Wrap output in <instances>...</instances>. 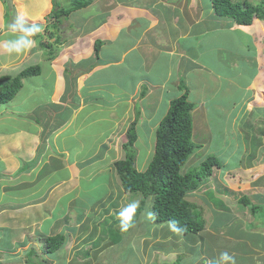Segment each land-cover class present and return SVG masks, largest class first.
I'll use <instances>...</instances> for the list:
<instances>
[{
    "label": "crops",
    "instance_id": "crops-1",
    "mask_svg": "<svg viewBox=\"0 0 264 264\" xmlns=\"http://www.w3.org/2000/svg\"><path fill=\"white\" fill-rule=\"evenodd\" d=\"M94 1L96 4L101 5L102 12H99V14L103 18H100L96 22L95 14L89 13L88 17L84 18L81 16V11L76 13L74 21L76 24L73 30L68 31V24L60 25L51 16V11L54 8L53 0H10L12 4L10 2L7 4L6 0H0V40L7 37V25L11 23L17 14L25 15L29 23L42 24L46 28L45 33L47 28L51 26V32L48 33L60 36V38L58 37V40L61 39V43H58L59 48H57L55 55L50 58L46 65L53 74V78H57L59 82L58 86H56L58 89L55 91L57 95L55 96L52 90L50 99L55 105H61L59 107L64 109L66 114H63L65 116L64 119H60L56 114L47 119H58V122L63 120L57 130L63 132L64 130L71 129L73 131L70 133L72 137L77 138L78 133H86L87 130V134L84 137L85 141L77 139V144L79 145L80 156L82 157L81 164L86 163L85 169L83 168L82 170H86V165H88L93 169L92 173L93 171H97L96 174L92 175V173L88 172V169L86 170L88 172L87 176L91 175V178L104 172L101 171L102 166L97 167L98 164L100 165L104 161L102 158L96 160L97 154L104 155L107 153L109 141L115 135L126 130L125 124L127 123V119L132 118V114L130 112L128 114L125 113L123 114L124 119H118L114 113L110 112L108 115L112 119H117L118 129L114 130L116 131L115 133L109 135H107L108 132H105L103 127H99L98 125V127L95 126L94 128H90L86 124L83 126L82 123H86L85 121L92 124L97 123V119H100V117H96L95 108L90 104L91 101L89 100L90 102L87 101V103L82 98V88L88 90V94L96 92L105 97L109 82L116 83V81L110 79L114 76L113 73L115 71L114 68L111 70V65L123 66V64L134 60L131 66H126L121 71L124 72L126 70L123 73L125 76L128 75L129 71H138L137 75L140 76V80L134 86L133 91L136 95L140 85H148L149 94L141 100V103H146L150 109L156 105L152 101L156 100L158 103H160V99L166 101L167 98L165 96L174 93L176 84H170L171 79H173L172 68L175 70L178 78H184L186 83L194 87V79H199L201 76L205 81H211L210 77H212L213 85H215V81L220 79L219 64L223 62L237 66L236 61L230 58V55H227L226 58L225 56L219 57V50L221 53L223 52L219 47L207 50V55L204 50L202 51L201 47L193 42L196 39L202 38L207 33L208 27L212 31H224V33L238 31L239 34H252L251 30L240 32L239 28L230 19L215 18L208 0H205L203 6L201 0ZM9 4L14 10L8 14L5 9L9 7ZM204 7L205 10H202ZM212 14L214 17L211 18ZM222 24L224 26H221ZM255 26L257 27L258 25ZM248 27H254V25L252 24ZM263 27L261 26V28ZM148 35L149 39H147ZM97 40L103 42L101 53L104 56V64L84 72L80 76H75L76 66L92 56L94 43ZM179 44H181L182 48L179 47ZM249 44L247 49L251 47L249 54L252 56L249 59V68L251 69L248 70L250 81L247 84H241L240 88L245 90L241 92L243 93L241 98L245 99L246 111L248 114H251L253 109H264V72H262L264 49L258 47V45H262L260 43L257 44V42H250ZM196 47L195 54L197 57L201 60L204 57L205 59L210 57L213 59V62H205L204 64L203 61L202 64L205 70L198 73L195 72V64H192L187 72L179 64L186 63L189 65V63H193L191 51ZM236 51L240 55H247L244 51ZM213 57H217L218 62ZM37 61L41 62L38 52L33 48L28 54L21 57L10 56L5 60L0 59V67H4L1 71L7 70L8 73L11 69H21L37 63ZM176 66L178 73L176 72ZM101 69H106V73L95 77L94 72ZM68 71H71V73H68ZM107 74L108 79H104ZM100 79H104L103 83H106H93V80ZM204 87L208 88L205 84ZM222 88L228 91V89L232 88V85L225 84ZM157 89L159 90L156 91ZM213 89L216 91L209 95V100H205L203 97L200 98L199 104L202 103L201 106L199 105L200 108L203 109L206 104L219 107V88L213 87ZM67 90H69V96L65 100L64 96H67ZM155 91L156 93L158 92V95L152 97ZM59 92L61 95H58ZM160 92L164 96L160 95ZM127 93L129 97L131 93ZM57 96L58 99L54 101V98ZM117 98L120 97H115L114 99ZM114 99L109 101H113ZM109 101H105L104 105L100 104L99 108L106 110L104 106L107 107V105H109L110 109L114 108V104H106ZM134 103L135 100L133 99ZM44 107H47V104ZM17 111L21 110H15L14 103L0 106V113L7 112L8 118L10 117L9 115L16 116L17 114H21ZM59 113L63 112L59 111ZM23 114L26 115L24 112ZM80 115H83V117L75 125V120ZM147 115V119H154L149 116V113ZM104 119L100 120V125L104 124ZM123 124L124 128H119ZM30 130L26 127L25 131L22 130L23 133H17L16 135L5 130L0 132V171L3 168L7 173H9L8 171H12L13 173L10 172L12 177L16 175L15 173L19 176L21 172L25 171V163L30 161L26 157L23 160L21 158L23 155L21 154L29 146L23 147L21 152L16 153L18 149L16 140L22 138V140H26V143H28L34 139L31 136V132H29ZM8 137H11L14 141L15 144L13 146L6 141ZM26 143L25 145H27ZM61 150L66 154L68 153L66 150ZM20 158L23 160V164ZM260 158V161L263 162V172L258 176L255 183L248 185L252 187L251 191H248V193H242L241 191L234 192L233 203L236 202L235 207L228 204L229 195L223 198L219 196V198L212 199L211 203H215L213 205L216 206L215 211H213L214 217L210 223L205 225L204 230L195 236L179 235L170 232L169 229H167L168 231H163V229H159L160 226L158 224L143 217L137 218L135 225L138 222L147 224L144 230L140 226L139 228H132L128 233H121L118 228L119 221L114 214L116 213L115 207L112 206V203L110 204V208L106 205L110 199H113L111 196L112 179H110V188L106 194L97 201L89 197V189L84 193H80L79 187L81 189L85 188L80 185L81 183L78 180L76 183L79 193L67 200L63 198L65 195L60 196L57 194L45 206L46 211L43 214L47 213L46 219L45 216L31 218L29 214L26 216V214L22 213L25 209H29V204H22L21 208L15 209L13 206L5 210H1L3 208H0V220H2L0 229H4L0 231V247L3 251L9 252V254L15 252L13 264H24L23 262L18 263V260L26 257L37 237L62 233L66 238L64 246L54 254L45 256L44 264H163L162 262H166V260H159L161 257L165 259L167 256L168 258L172 256L170 261L167 260L172 262V264H210L224 250H228L235 257L236 264H264V154ZM72 163H75V161H72ZM255 166L259 168L261 167V163ZM60 167L62 166L54 167L52 171H56ZM239 170H242V168ZM4 175L8 174L4 173ZM70 178L72 179V177ZM89 180L91 179L89 178ZM64 182H67L66 179L56 182L50 188L51 190L46 194L45 198L39 200L37 203L43 202L52 190ZM0 186L2 187L0 189V201L7 202L11 198L4 194L6 191L3 189L7 187L6 190H11L13 187H11L6 178L1 177V174ZM81 194L83 195L82 198L79 201H74ZM242 196H248L250 204L246 206L240 204L238 199ZM252 207L256 208V210L252 211ZM22 214H24L23 219H20L19 217ZM15 220L19 222L18 226L15 225ZM46 223L48 224V229L45 231L44 226H46ZM153 227L157 229L156 234L151 232V228ZM160 235L161 238L159 239ZM181 239L184 240L182 245L177 243ZM157 241H159V244H157ZM169 243L172 246H169ZM137 246L145 250L141 252L138 250L140 252L138 254L135 252ZM89 247H91L90 250L87 249ZM180 249H183L181 255L179 254ZM145 251L147 254L143 256V252ZM151 254H153L152 258ZM184 254H189L191 257L184 258L182 257Z\"/></svg>",
    "mask_w": 264,
    "mask_h": 264
},
{
    "label": "trees",
    "instance_id": "trees-1",
    "mask_svg": "<svg viewBox=\"0 0 264 264\" xmlns=\"http://www.w3.org/2000/svg\"><path fill=\"white\" fill-rule=\"evenodd\" d=\"M6 1L8 4L9 0ZM54 1L55 4H53V6L55 9H52L51 16L59 22L60 25L64 24L62 23V20L64 22L68 20L72 12L79 13L81 10L91 7L92 3V0H71L70 9H63L58 3V0H53V2ZM208 1L210 2L215 18L230 19L237 27H248L252 24L253 19L257 17L260 21L264 20V15L261 10L264 7V0H260L259 3L254 0ZM213 14L211 18L214 17ZM43 32L45 33V31ZM219 32L223 33V31ZM46 33L48 32L46 31ZM47 36L49 37V42L43 43L40 41L35 49L41 57V61L44 60L42 57L45 56V61L48 62L50 58L55 55L59 46L53 48L52 44H50V42H52L58 45V43L53 39L55 38L53 37V33H48ZM58 37L60 38V36L56 37L57 40ZM37 38H40V34L35 37V39ZM102 45L103 42L100 40H97L94 43V52L92 56L83 60L76 66L75 76H80L84 72L90 71L104 64V56L101 53ZM206 54L208 55V53ZM133 62L134 60H131L127 64H123V66L116 64L113 66L112 64L111 70L114 68L116 72L114 71V76L110 79L116 81L117 84L128 82V86L132 85L134 88L140 80V76L137 75L138 71H129L127 76L123 75L126 71L125 69L124 72L121 71L122 68L131 66ZM185 65L186 63L179 64L180 67H185L184 70L188 72L189 68ZM40 66L41 65L34 63L18 69L17 73H7L0 76V106L13 103L15 95L22 88V80L27 77L39 76L42 72ZM46 70L47 75L51 80L49 91L52 94L54 78L48 66H46ZM106 71V69L97 70L94 72V76H102V74L106 73ZM68 73H71V71H68ZM172 75L173 79H171L170 84H176L174 93L169 96L166 95V101L164 99H160V103L156 100L152 101L156 105L152 106L150 109L146 103H141V100L146 98L147 94H149L147 85H140L138 87L139 91L136 95L133 94L134 89L129 88L131 91L130 93L134 95L133 99L135 100V112L133 113L134 119L129 127H126V130L122 131L125 132L123 134L125 141L120 145L123 151V157L113 162L112 166L118 180L121 182V186L125 194L128 196H136L135 194H138L139 196L145 197V201H147L146 198L148 197L149 204H147V206L149 210L155 214V220L157 222H161L164 224L163 227L168 229L167 222L170 220H177L183 227V231L176 234L192 237L204 230L207 220L202 217V213L200 211L202 209L201 206L194 201H189L188 197H192V194H194L196 190H199V188H204L206 185L202 184L209 178L219 177L220 179V177L224 176L226 172L231 171V169L244 168V166H248L249 164L251 166V164L255 161L258 162L259 157L264 154V109H253L251 114H248L246 111V103H244L245 99L242 98H240L237 103H233L230 106H223L219 108L206 104V106L202 109L199 106L194 105L195 99L203 97L205 100H209L210 94H202L201 91L198 95H192L190 90L191 85L186 83L184 78H178L173 68ZM105 76L106 77H104V79H108V74ZM104 79L93 80V83H103ZM204 84L210 88V84L213 85L214 83L212 81H204ZM107 89V95L102 97L96 92H90L91 94H88V90L82 88V98L85 99L86 102L91 101L90 104L92 107L99 109L101 113V109L99 108L100 104L105 103V101L112 100L115 97H120V91L116 93L114 91L111 92L110 87ZM114 89L121 90L122 88ZM68 91L69 90H67L66 93L67 96H64L65 100L66 97L69 96ZM123 91L125 92V90ZM230 91L231 89H228L226 92ZM152 97L154 96L152 95ZM219 103L221 104L220 101ZM46 104L47 107H44ZM59 106L61 105H55L51 99H49L48 103L46 102L44 105L40 106L39 113L43 115L45 119L49 118L48 116H53L54 114H56L57 117H60V119H64L65 116L63 114H66V111ZM138 106L142 107V109L137 108ZM37 108L39 107L36 106L34 110ZM153 109H155V111L152 113ZM195 109L198 110L194 111ZM226 109L231 112V120L239 124L238 129H236L230 136L226 135L221 139L220 136L222 134L219 137H215L214 135L211 136L212 129L210 128L209 123H207V126L209 127V136H205L203 143H195L193 140L194 119H198V115L204 119H210L215 114L219 119V114H223ZM112 110L113 109L111 108V113H113ZM141 110L145 112L146 115L147 113H152V115L149 116L157 121V124H153L151 126V130L148 129L149 119L142 125H138ZM221 110H223L222 113ZM59 111L63 113H59ZM199 112L200 114H197ZM79 117L75 120V125H77L78 120L81 119L83 115H80ZM221 119H223V117ZM239 119H241L240 123ZM37 120H39V117L36 118V123H39ZM85 122L86 123H82L83 126H85V124L86 126H90V128L97 126V123L92 124L88 121ZM236 123L234 125H236ZM143 125H146V127L143 128ZM155 125L156 128L155 131H153V127ZM143 130L146 132L144 136L151 135V139L143 137V134H141ZM115 132L116 131H111V133ZM111 133H108L107 135ZM86 134L87 130L86 133H78L77 139H83L82 141H85L84 137ZM140 138L144 140L148 147L151 148L153 146L150 161L145 167L141 165V162L143 161L141 159L148 155L147 150L149 149H145L144 145L139 142ZM148 141H150V144H148ZM232 141H237V143L241 145V152H245L243 155H240L241 158L238 159V162L231 160L229 158L231 155L229 157L224 155V153L228 152L229 149H232L229 144L230 142L232 143ZM207 143H209L208 146ZM203 148H206L208 154H206V156L198 163L189 167L188 164L191 158L196 152L201 149L203 150ZM243 148H245V151H243ZM142 152L147 153V155L143 157ZM109 160L112 161V159H107V161ZM216 170L219 171V176L215 175L214 171ZM33 188L39 189V187ZM33 188L32 186H29L28 191H31ZM221 190L223 191L224 194H222L224 196L234 194L226 189L224 183H221L219 186V192ZM212 193L213 192L210 189L207 191V195L211 199L210 201L217 198V195H213ZM45 196L46 194H44L41 189L36 194H33V197H39V200L45 198ZM33 197L29 195L26 199L32 200ZM8 201L10 202L11 199H8ZM11 202H15V199H12ZM238 202L246 206L247 204H250V199L248 196H242L238 199ZM254 210H256V208L252 207V211ZM138 213L140 212L137 210L135 220L139 216ZM44 229L45 231L48 229L47 223L46 226H44ZM40 238L42 239L38 241L42 244V252H46L48 255H52L56 251L60 250L64 246L66 240L62 233L43 235L40 236ZM33 259L36 263L33 262ZM26 261L27 264L45 263L35 247H31L29 250L26 256Z\"/></svg>",
    "mask_w": 264,
    "mask_h": 264
},
{
    "label": "rangeland",
    "instance_id": "rangeland-1",
    "mask_svg": "<svg viewBox=\"0 0 264 264\" xmlns=\"http://www.w3.org/2000/svg\"><path fill=\"white\" fill-rule=\"evenodd\" d=\"M70 1L71 0H58V3L60 4L61 8L63 9H70ZM251 1V0H249ZM254 1H258V3L260 2V0H254ZM10 2V0H9ZM11 3V2H10ZM12 4V3H11ZM53 4H55V1L53 2ZM201 4L202 6L205 4V0H201ZM253 4V2H252ZM255 5V4H254ZM258 5V4H257ZM55 9V7H54ZM88 9V11H87ZM87 9H83L81 16L84 18H87L89 13L95 14V21H99L100 18V14L99 12H102V7L100 4H96L94 0H92L91 3V7L87 8ZM6 12H8V14L14 10L13 7H7V9H5ZM205 10V7L202 9ZM264 15V7L261 9ZM76 12H72L68 18L67 22H64L62 20V23H64L65 25L68 24L67 30L68 31H72L74 28V25L76 24L75 21V14ZM102 14V13H101ZM166 15V13H165ZM12 19V18H11ZM13 20V19H12ZM252 24L254 25V27H238L239 31H245L247 32L248 30L252 31V36L250 35V33L248 34H239L238 31H234L231 33H221L219 31H212L210 30V27H208L207 29V33L199 39L194 40L193 42L198 45L199 47H201L202 51H205V54L207 52V50H212V49H216L217 47H219V49H222V53L219 50V57H224L226 58L227 55H230V58L234 59L237 63V66H233V64H229L227 62H223L222 64H219V77L220 79L218 81H215V85L210 84V88H205L204 87V78L201 76L199 79H194V87L191 86L190 90L192 95H198L201 91L202 94L205 93H214L216 90L212 89L214 86L216 89L217 87L219 88L218 92H219V101L221 102V104L219 105V108L223 107V106H230L233 103H237L239 101V99L242 97L243 93L245 90H243L242 88H240L241 84H247L250 81V78L248 77V70L251 69L249 68V59L252 57L250 53L251 51V47L249 49L248 46L250 45V42L256 43L262 46L261 47L264 49V27L261 28V26H264V20L260 21V19L254 18ZM251 24V25H252ZM255 25H258L257 27ZM260 25V28H259ZM221 26H224V24H222ZM52 27L49 26L47 28V32H51ZM45 31V28H44ZM259 32V34H258ZM48 33H44L42 32L40 34V38H37V45L39 44L38 42L43 41L45 43L49 42V37L47 36ZM8 35V34H7ZM53 34V38L54 41H57V43H61V39L57 40V35ZM61 35V34H60ZM249 39H248V37ZM147 39H149V35L147 36ZM50 44H52L53 48H56L57 46H59V44H55L50 42ZM252 44V43H251ZM197 46V47H198ZM179 47L182 48L181 44H179ZM197 47L191 51V60H193V63H189L186 64L185 66L187 68H189L190 66H192V64H195V72H201L205 70L204 65L202 64L204 61L207 63H212L213 59L210 57H207L203 60H201L199 57L196 56V50ZM260 48V49H261ZM235 50V51H234ZM236 50H240L241 52L244 51V53H246L247 55H240L238 53V51ZM249 50V51H248ZM264 51V50H263ZM218 53V52H217ZM233 53V56H232ZM249 54V55H248ZM261 56V55H259ZM10 56L0 53V59L5 60L7 58H9ZM49 57V56H48ZM262 57V56H261ZM44 60H42L41 62L37 61L38 65H41V69L42 72L39 76H33V77H27L24 78L22 80L23 84H22V88L17 92V94L14 97V105H15V110H21V111H17L18 113H21L20 115H9L10 117H7V112H1L0 113V132L1 131H8V132H12L15 135L17 133H23V131H25V128L28 127L29 129H31L29 132H31V136L34 137V139H32L31 141H29L28 143H26V140H22V138H18L16 140L17 142V152H21V149L23 147H27L29 146V148L27 150L24 149L23 155L21 158L24 160L25 157L26 159H29L30 162L25 163L26 164V168L25 171L21 172L19 174V176L17 175V173H15V176H11L12 171H8L9 173H7L5 171V169L3 168L2 171H0L1 173V177H3L4 179L6 178V180L10 183L11 190L9 193V190H5L6 192H4L5 195H8L12 199H15V202L12 203L10 202H4L3 200L0 201V208H3L1 210H5L7 208H9L10 206H13L14 209L18 208V207H22L23 205H27L29 204L30 207H28L29 209H25L22 213L26 214V216L29 214L30 217H35V218H39L40 216H45L46 219V214L45 213L46 209L45 206L50 203V201L55 198V196L58 194L60 196L65 195L63 198L64 200H67L69 198H71L72 196H75L77 193H79V189H80V193H84L87 191V189H89V197L92 200H99L102 196H104L107 192V190L110 188V179H112V185L113 187L111 188V196L113 197V199H110V201L108 203H106L107 207H111L110 204L112 203V206L115 207L114 210H116V212L120 209L121 206H124L134 200H138L139 201V208L137 209L140 213L139 217H143L144 219H147V213L151 212L147 206L148 203V197L146 198L147 201H145V197L143 196H139L138 194H135L136 196H132V195H127L123 192L122 186H121V182L120 180H118L116 173L114 171L113 168V162L117 161L118 159H121L123 157V151L120 147V145L125 141V137H124V133L125 132H121L118 135H115L113 139H111L109 141V146L107 149V153L104 155H98L96 156V160H98L99 158H102L103 165H97V167L102 166V170L104 171L103 173H100L98 175H94L93 178H91V175H88V172L91 174L92 170L90 166L86 165L88 172L86 170H82L85 166L86 163L81 164V156H80V148L79 145L77 144V138L76 137H72L70 135V133H72L73 131L71 129H69L68 131H63L61 132V130H57L59 128V126L61 125V123L63 122V120L61 122H58V119H45V117H43V115H41L39 113L40 110V106L44 105L46 102H49L50 96H51V92L49 91L50 86H51V80L50 77H48L47 75V70H46V64L47 61H45V56L42 57ZM216 62H218L217 57H213ZM39 59L41 60V57L39 56ZM185 64V63H183ZM188 65V66H187ZM137 66V64H136ZM261 67V65H260ZM259 67V68H260ZM4 67H0V71L3 69ZM185 68V67H184ZM183 68V69H184ZM155 71V70H154ZM178 71V69L176 70V72ZM18 72V68L15 69H11L8 71V73H17ZM156 72V71H155ZM262 72H264V64L262 65ZM7 73V70H3L1 71V75ZM178 73V72H177ZM0 75V76H1ZM211 81H213L212 77H210ZM57 84H59V82L57 81V78L54 77V85H53V93L56 96V90L58 89L56 86H58ZM193 84V82H192ZM225 84H231L232 88L230 92H226V90L224 88H221L220 86H224ZM218 85V86H216ZM237 86V87H235ZM109 87L111 89V92H118L120 91V98L114 99L113 101H109L106 102V104H114V108H112V112L114 113L115 116H117V118L119 119H124V115L125 113H131L132 114V118L131 119H127V123L125 124V126L128 128L129 125L133 122L134 119V112H135V108H133V106L135 107V105L133 104V94L130 95V97L128 98V93L127 92H131L129 88H133L132 85L128 86V82L125 83H109ZM125 87V88H123ZM148 87V85H147ZM114 88H122L121 90H117ZM125 90V92L123 91ZM159 89H157L156 91H158ZM153 96L158 95V92ZM110 92V93H111ZM124 92V93H123ZM262 92V91H260ZM58 95H61L60 92L58 93ZM160 95H162V93L160 92ZM164 96V95H162ZM239 96V97H238ZM58 99V96L56 98H54V101H56ZM112 99V98H111ZM132 101V102H129ZM127 100V101H126ZM200 98H196L194 101V105L195 106H201L202 103L199 104ZM11 103V104H13ZM132 103V104H131ZM263 105V104H262ZM39 107L37 109L34 110L35 107ZM106 108V110H100L95 108V113H96V117L100 119H97V125L99 127H103L105 132L111 133V131L117 130L118 129V124L116 123L117 119H112V117L109 114V112L111 111V109L109 108V105L104 106ZM94 108V107H93ZM142 109V107H137ZM249 108V107H248ZM262 108V107H260ZM32 109V110H31ZM157 109V108H155ZM155 109H153L152 113L155 111ZM34 110V111H33ZM198 109H195L194 111H197ZM32 111V112H31ZM23 112L26 114L24 115ZM31 112V113H30ZM223 112V110H221V113ZM152 113L150 115H152ZM4 114V115H3ZM23 114V115H22ZM140 119L138 120V125H142L144 122H146L147 116L146 113L143 112L142 110L140 111ZM197 114H200L197 113ZM219 119L217 118L216 114L213 115V117H211L210 119H204L202 118L200 115H198V119H194V133H193V140L195 141V143H203V140H205V136H209V127L207 126L209 123L210 128L212 129L211 131V136L214 135L215 137H219L221 134V139L224 138L226 135L230 136L236 129H238V123L233 122L231 120V112L229 110H225L223 112V114H219ZM4 117V118H3ZM39 117V120H37L36 123V118ZM51 117V116H48ZM104 119V124L100 125V120ZM223 117V119H221ZM245 120V119H244ZM152 122V123H151ZM241 122V119H239V123ZM151 123V124H150ZM236 123V125H234ZM148 129L151 128V126L153 124H157V121L152 119V120H148ZM146 125H143V128H145ZM119 128H124V124L122 126H120ZM156 125L153 127V131H155ZM151 130V129H150ZM36 132V133H35ZM61 133V134H60ZM146 132L143 130L141 132V134H143V137H147L151 139V135L149 136H144ZM60 134V135H59ZM14 136V135H13ZM12 136V137H13ZM112 138V137H110ZM153 139V137H152ZM140 143L144 145L145 149H149L148 151V155L147 153H143L142 152V156H146L144 157L141 165L143 167L146 166V164L150 161L151 158V151L153 146L150 148L148 147L147 144H145L144 140L142 138L139 139ZM6 141H8L11 146H13L15 143L12 140L11 137L6 138ZM101 142H103V140H101ZM111 142V144H110ZM25 143L27 145H25ZM148 144H150V141H148ZM209 143H207L208 146ZM232 149H229L228 152L224 153L225 156H230L229 157L231 160L238 162V159L241 158V154L243 155V153L245 152H241V145H239L237 143V141H232V143H229ZM25 145V146H24ZM152 145V144H151ZM236 146V147H235ZM59 149H63L66 150L68 153V157L66 155L61 156L62 152H60ZM204 150V151H203ZM203 150H199L198 152L195 153V155L191 158L188 166H193L194 164L198 163L200 160H202L207 153L206 148H203ZM243 151H245V148H243ZM0 155H1V150H0ZM149 156V157H148ZM20 158L22 164L24 163L23 160ZM86 158V157H84ZM52 159V161L50 162V160ZM107 159H112V161H107ZM260 157L258 159V162H254L253 164H250L248 166H244V168H242V170H239L240 168L237 169H231V171H228L224 174V176L220 177H212L209 178L207 181L203 182L202 185H206L204 188L201 187L199 188V190H196L194 192V194H192V197H188V200L190 201H194L196 202L198 205L201 206V213H202V217L207 220V223H210V221L213 219V211H215L216 206L213 205L215 203H211L212 201H210L211 199L209 198V196L207 195V191L210 189L213 193V195H217L219 198V195L221 198L224 197V193L221 190L219 192V186L221 185V183H224L226 185V189L229 190L230 192H238L241 191L242 193H248V191H251L252 187H249L248 185H252V183L256 182V179L258 178L259 175H261V173L263 172V168H262V164L263 162L260 161ZM44 162L42 163V165L40 164L41 161ZM69 160V161H68ZM71 161H75V163H69ZM26 162V161H25ZM98 162V161H97ZM261 163V167L258 168V165ZM37 166L36 168H38L39 170L36 172L35 169H33V167ZM58 166H62L59 169H57L56 171H52V169L54 167H58ZM64 167V168H63ZM21 168V166H20ZM96 168V167H95ZM85 169V168H84ZM15 170V169H14ZM17 170V169H16ZM22 170V169H21ZM142 170V169H141ZM16 172V171H14ZM8 174V175H4ZM13 173V172H12ZM96 174V172L93 171V174ZM215 175L219 176V171H214ZM41 175L43 178L42 180H40V176ZM17 176V177H16ZM72 177V179L70 178ZM91 179L88 181V179ZM66 179L67 182H64L62 185H60L59 187H57L56 189L52 190L49 194V196H47V198L41 202V203H37L39 200V197H33V194H36L38 191L44 192V194H47L51 189V187H53V185L56 182L59 181H64ZM84 179V180H83ZM81 183L80 185L85 188V189H81L79 187H77V183L76 181ZM212 180V181H210ZM30 184V185H29ZM4 186V185H3ZM29 186L33 187H39L38 188H34L33 192L28 191L29 190ZM2 187L0 186V189ZM55 191V192H54ZM225 191V190H224ZM63 193V194H62ZM223 193V194H222ZM29 195H31L33 197L32 200L30 199H26ZM43 195V194H41ZM82 194L78 197L77 200L74 201H79L82 198ZM234 200V195L231 194L229 195V200L228 204L230 205H236V202L233 203ZM32 203V204H30ZM42 204V205H41ZM235 207V206H234ZM22 214L19 218L23 219V215ZM43 214V215H41ZM116 214V213H114ZM237 216L239 218H241L238 214ZM1 219V218H0ZM15 225L18 226L19 222L17 220H15ZM161 223V222H159ZM0 225H2V220H0ZM145 223L143 222H138L136 225H134L133 228L135 227H140L142 226V230H144L146 228ZM150 229V227H148ZM159 229H163V227H159ZM4 229H0V231H2ZM151 232L153 234L157 233V229L156 228H151ZM143 233V232H142ZM173 233V232H172ZM161 238V235L159 237V239ZM158 239V240H159ZM74 242V241H73ZM178 244L182 245L184 243V240L181 239L177 242ZM157 244H159V241H157ZM41 242L38 241L37 243V247L40 248L41 247ZM169 246H172L171 243H169ZM37 249V248H36ZM87 249H91V247L87 248ZM137 251H136V250ZM135 252H137L138 254H140L141 251H144L145 249H140L139 246H137L135 248ZM140 250V252L138 251ZM179 250V249H178ZM39 251V250H38ZM183 251V249H180L179 254L181 255V252ZM19 254V253H18ZM147 252H143V256L146 255ZM15 255L14 253H10L3 251L0 247V264H13V260L11 261L10 259L13 258ZM25 255V254H23ZM21 256V255H20ZM27 256V255H26ZM153 257V254H151V258ZM172 257V256H171ZM168 256L165 257V259H163V257H161V259L159 261L162 260H166V262H162L163 264H172V262H169L172 258ZM184 258L187 257H191L189 254H184V256H182ZM44 259V258H43ZM169 260V261H167ZM11 261V262H10ZM45 261V260H44ZM23 262L24 264H27L26 261V257H22V260H18V263ZM33 262H35V260L33 259ZM36 263V262H35Z\"/></svg>",
    "mask_w": 264,
    "mask_h": 264
},
{
    "label": "clouds",
    "instance_id": "clouds-1",
    "mask_svg": "<svg viewBox=\"0 0 264 264\" xmlns=\"http://www.w3.org/2000/svg\"><path fill=\"white\" fill-rule=\"evenodd\" d=\"M44 31V27L40 23H29L28 18H26L23 14H17L14 16L11 23L7 25V37L3 40H0V53L6 54L8 56L21 57L23 55L28 54L33 48L37 46V41L35 37L41 34ZM62 152L61 156L67 154ZM68 157V156H67ZM69 161V160H68ZM44 162L41 161V165ZM69 163H72L69 162ZM36 172L39 170L36 168ZM40 176V180H42V176ZM139 208V201L134 200L124 206H121L120 209L116 212V218L119 221L118 228L121 233H128L135 225V216L137 213V209ZM148 220L153 221L158 224L160 227H163L164 224L159 223L155 220V214L153 212L147 213ZM167 227L170 232L180 233L183 231V227L179 224L177 220H170L167 222ZM163 231H168L166 227H163ZM42 238L37 237L33 242L34 245L32 247L37 248L38 254L44 258L48 254L46 252H42V245L40 248L37 247L38 240ZM39 250V251H38ZM57 252V251H56ZM14 261V258L10 259ZM10 261V262H11ZM210 264H236L235 257L228 251L224 250L219 253V256L214 258Z\"/></svg>",
    "mask_w": 264,
    "mask_h": 264
}]
</instances>
